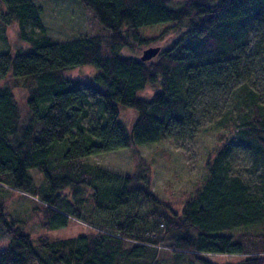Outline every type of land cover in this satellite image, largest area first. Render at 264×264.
<instances>
[{
    "label": "trees",
    "instance_id": "16d2710c",
    "mask_svg": "<svg viewBox=\"0 0 264 264\" xmlns=\"http://www.w3.org/2000/svg\"><path fill=\"white\" fill-rule=\"evenodd\" d=\"M76 1L106 34L58 42L46 31L41 4L0 0V42L16 24L29 46H0V79L27 92L28 108L23 116L12 87L0 85V190L35 198L46 230L77 219L91 231L33 243L17 226L26 221L10 215L0 194L2 235L10 239L0 264H217L209 254L241 257L226 264H264V95L250 82L258 67L264 84V0ZM163 23L182 31L156 57L121 54L134 42L150 44L140 29ZM83 66L95 69L92 78L65 76ZM153 84L152 96H140ZM217 93L226 96L211 118L218 144L180 210L153 192L150 167L138 156L129 175L86 162L198 131V104ZM122 107L136 114L131 126ZM239 152L250 180L235 174Z\"/></svg>",
    "mask_w": 264,
    "mask_h": 264
},
{
    "label": "rangeland",
    "instance_id": "374dc122",
    "mask_svg": "<svg viewBox=\"0 0 264 264\" xmlns=\"http://www.w3.org/2000/svg\"><path fill=\"white\" fill-rule=\"evenodd\" d=\"M44 8L42 21L46 26L48 35L58 42L66 41L85 34H106L107 30L98 22H89L87 13L76 0H34ZM186 0H171L172 5H178ZM143 37L152 38L150 44L134 42L132 48H124L120 52L125 56L141 57L143 52L150 47H160L161 51L169 47L180 34L181 29L170 23L147 26L140 29ZM2 49H26L29 47L22 42L18 35L16 24L7 29V43H2ZM2 51V50H0ZM96 73L90 66L73 69L65 74L69 79H89ZM260 68H254L250 73L251 85L259 89L264 95V84L261 81ZM16 81L12 78L0 79V85L9 84L17 98L18 106L23 116H26L27 92L23 88L15 86ZM158 90L157 85H150L140 92V96L150 97ZM226 96L217 93L204 97L200 100L197 117L201 118L198 131L189 130L186 133L177 134L172 138L162 140L155 144L138 146L132 149H118L111 152L101 153L86 158V162L93 167H99L119 175H129L136 169L133 156L143 160L150 167L152 189L160 198L173 202L175 208L180 210L189 195L193 194L198 183L207 176V163L212 158L217 142L215 132L211 127V118L217 114L215 111L225 108ZM209 104V106H208ZM208 106V113L203 112L202 106ZM121 118L131 126L135 119V112L129 108H121ZM210 110V111H209ZM88 123V119L85 121ZM140 158V159H139ZM249 162L246 155L239 152L235 155L234 171L242 174L245 179L248 176ZM35 181L40 184L42 176L37 171L31 170ZM4 190V189H2ZM84 190V191H83ZM84 196H89L90 191L81 188ZM0 194L7 201L8 212L13 217H19L27 224L17 225L32 237V242L41 236H47L50 240L71 238L90 233L91 227L84 222L72 219L69 225L62 229L46 230L42 228V215L37 205L33 204V198L22 197L19 192L5 190ZM87 198V197H86ZM4 226L0 225V251L5 250L10 239L3 237ZM213 263L226 264L240 260L236 255H207Z\"/></svg>",
    "mask_w": 264,
    "mask_h": 264
},
{
    "label": "water",
    "instance_id": "95a60500",
    "mask_svg": "<svg viewBox=\"0 0 264 264\" xmlns=\"http://www.w3.org/2000/svg\"><path fill=\"white\" fill-rule=\"evenodd\" d=\"M160 51H161L160 47H150L143 52V55L141 56V60L150 61L151 59L156 57L158 53H160Z\"/></svg>",
    "mask_w": 264,
    "mask_h": 264
}]
</instances>
